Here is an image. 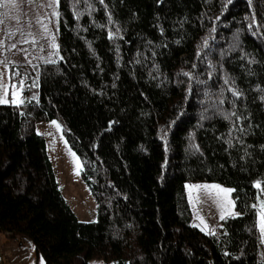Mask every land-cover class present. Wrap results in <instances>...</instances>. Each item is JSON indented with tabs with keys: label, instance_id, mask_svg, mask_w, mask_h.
<instances>
[{
	"label": "trees",
	"instance_id": "16d2710c",
	"mask_svg": "<svg viewBox=\"0 0 264 264\" xmlns=\"http://www.w3.org/2000/svg\"><path fill=\"white\" fill-rule=\"evenodd\" d=\"M59 14L38 94L26 82L3 103L0 72V232L45 264H264V0H59ZM47 120L82 162L96 221L62 192ZM193 181L232 188L215 232L194 224Z\"/></svg>",
	"mask_w": 264,
	"mask_h": 264
},
{
	"label": "rangeland",
	"instance_id": "374dc122",
	"mask_svg": "<svg viewBox=\"0 0 264 264\" xmlns=\"http://www.w3.org/2000/svg\"><path fill=\"white\" fill-rule=\"evenodd\" d=\"M59 0H17L16 4L5 2L0 6V72L1 100L3 103L23 102V88L31 84L38 94V70L42 62L56 60L59 49ZM16 44L15 48L11 45ZM28 70L27 77L13 80L12 68ZM27 82V83H26ZM38 133L44 135L47 150L53 163L62 192L81 221L93 222L98 218L97 203L89 187L81 177L82 162L65 139L61 124L56 120L37 124ZM187 195L193 211L194 224L206 232H215L221 221L235 215L232 188L207 181L186 184ZM258 226L264 255V199L257 203ZM31 240V239H30ZM0 233V248L8 242ZM22 248V247H18ZM14 258L12 250L0 258V264H45L42 257L27 261L33 250ZM11 254V256H10ZM15 260V261H14ZM88 264H107L104 259H92ZM253 264H259L253 263Z\"/></svg>",
	"mask_w": 264,
	"mask_h": 264
},
{
	"label": "crops",
	"instance_id": "0c3cea01",
	"mask_svg": "<svg viewBox=\"0 0 264 264\" xmlns=\"http://www.w3.org/2000/svg\"><path fill=\"white\" fill-rule=\"evenodd\" d=\"M0 233H1V235H5L6 238L8 240H10L8 242H5L1 246V248H0V258H2V256H7L6 252L8 250H12V252L14 253V258L19 257V256H21L24 253L23 252L24 251L23 247L27 248L29 250H33L32 257H29V259L27 261H30V259L31 260L32 259L35 260V257L38 258L36 250H35V245L32 242V240H30L28 237L23 236V237H19V238H16V239H9L5 233H3V232H0ZM18 247H22V248H18ZM10 256H11V254H10Z\"/></svg>",
	"mask_w": 264,
	"mask_h": 264
},
{
	"label": "snow or ice",
	"instance_id": "6c2138e0",
	"mask_svg": "<svg viewBox=\"0 0 264 264\" xmlns=\"http://www.w3.org/2000/svg\"><path fill=\"white\" fill-rule=\"evenodd\" d=\"M5 2L15 5L17 0H0V6H3L5 4ZM2 23H3V21L0 20V24H2ZM11 47L15 48L16 44H12ZM0 63H3V62L0 61ZM17 75H19V73H17Z\"/></svg>",
	"mask_w": 264,
	"mask_h": 264
}]
</instances>
